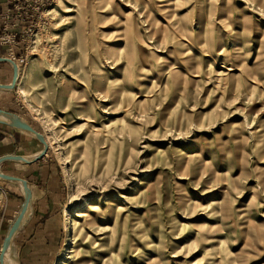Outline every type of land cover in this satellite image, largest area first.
Segmentation results:
<instances>
[{
    "label": "rangeland",
    "instance_id": "rangeland-1",
    "mask_svg": "<svg viewBox=\"0 0 264 264\" xmlns=\"http://www.w3.org/2000/svg\"><path fill=\"white\" fill-rule=\"evenodd\" d=\"M77 1L16 27L0 91L50 143L52 264H264V0Z\"/></svg>",
    "mask_w": 264,
    "mask_h": 264
},
{
    "label": "crops",
    "instance_id": "crops-1",
    "mask_svg": "<svg viewBox=\"0 0 264 264\" xmlns=\"http://www.w3.org/2000/svg\"><path fill=\"white\" fill-rule=\"evenodd\" d=\"M11 7L12 0H0V16ZM25 24L21 23L20 28L21 25L25 26ZM13 30L20 31L19 28H13ZM18 50V48L14 49V47L8 49L5 45L0 44V56L14 57L16 59ZM8 64L7 62H0V82L8 77V73L11 78L12 68L10 64L9 68H7ZM23 134L31 136L17 128L0 124V157L6 154H17L23 157L38 154L42 148L40 142L35 137L31 136L33 139H30L23 136ZM40 146L41 148H39ZM55 167L57 168L56 165ZM0 171L25 179L33 192L31 213L11 241L12 252L17 264H52L56 254V244L61 236L60 215L55 214L60 191L58 172L50 166L45 157L32 163L6 160L0 164ZM6 193L5 207L8 213L4 221L8 223L6 224L8 228L20 208L22 201L21 203H18V201L23 200V194L20 190H16V192L10 190ZM2 240L0 241V247Z\"/></svg>",
    "mask_w": 264,
    "mask_h": 264
},
{
    "label": "water",
    "instance_id": "water-1",
    "mask_svg": "<svg viewBox=\"0 0 264 264\" xmlns=\"http://www.w3.org/2000/svg\"><path fill=\"white\" fill-rule=\"evenodd\" d=\"M0 62H7L11 65V68H12L11 81L7 84L11 89H13L15 87V84H16V81L18 78L19 66L14 59H12L11 57H7V56H0ZM0 113L7 115L10 119V122H4V121L0 120V124H6V125L11 126L13 128H21V129L30 131L35 135V138L42 145L40 152L31 160H27L25 157H23L21 155H17V154H6V155H3L0 157V164L6 160H16V161H22L24 163H32V162H35V161L39 160L40 158H42L46 155V153L48 151V143H47L46 138H45L43 133L36 130L30 123H28L27 121L22 119V117H20L19 115L15 114V113L3 110L2 108H0ZM0 177L3 178L4 180L19 181V182H21V184L24 188V193L22 196L23 200H22V203L20 204L18 214L14 217L12 223L7 228V232H6V234L2 240V243H1L0 264H3L4 254H5L6 250L8 249V247H9V245L13 239V236L20 229V227L22 225L23 216H24V213L27 209L28 204L30 203V205H31V201H32L31 195L32 194H31V190L28 186V183L25 179L18 177V176L5 174L1 171H0Z\"/></svg>",
    "mask_w": 264,
    "mask_h": 264
},
{
    "label": "built area",
    "instance_id": "built-area-1",
    "mask_svg": "<svg viewBox=\"0 0 264 264\" xmlns=\"http://www.w3.org/2000/svg\"><path fill=\"white\" fill-rule=\"evenodd\" d=\"M49 0H12V7L8 8L4 13L1 14V36L0 44L10 46L15 43L16 32L13 28L23 20L34 19V14L39 12ZM19 64L23 62V57L19 58L11 57Z\"/></svg>",
    "mask_w": 264,
    "mask_h": 264
},
{
    "label": "bare ground",
    "instance_id": "bare-ground-1",
    "mask_svg": "<svg viewBox=\"0 0 264 264\" xmlns=\"http://www.w3.org/2000/svg\"><path fill=\"white\" fill-rule=\"evenodd\" d=\"M163 1V0H162ZM225 1V4H226V0H224ZM224 1L222 0V7L225 5L224 4ZM77 3H78V6H81L82 4H81V2H80V0H78L77 1ZM99 15V19L100 20H97V21H101L102 19V14H98ZM104 18V17H103ZM205 20H206V18H205ZM178 22V27H180V25H181V22L178 20L177 21ZM94 23H96V22H94L93 21V24ZM234 29H236V28H234ZM236 32V31H235ZM238 33V32H237ZM238 37V36H237ZM234 43V42H233ZM18 78H19V74H18ZM18 78H17V81H18ZM17 81H16V83H17ZM15 86H16V84H15ZM15 88V87H14ZM8 90H12L9 86H8V84H1L0 83V91H8ZM0 120H2V121H4V122H10V119H9V117L7 116V115H5V114H2V113H0ZM18 130H20L21 132H24V133H26V134H29V135H31L32 137H35V135L32 133V132H30V131H28V130H24V129H21V128H17ZM46 141H47V139H46ZM47 143H48V146L50 145V143H49V141H47ZM39 153V152H38ZM37 155V154H36ZM35 155V156H36ZM35 156H28V157H25L27 160H31V159H33ZM22 162V161H21ZM0 179H3V178H1L0 177ZM7 181H9V182H11V183H13V184H15V185H17L18 186V188H19V190H20V192L23 194L24 193V188H23V186H22V184H21V182H19V181H16V180H7ZM31 194H32V191H31ZM32 196V200H33V194L31 195ZM113 210V209H112ZM30 213H31V205H30V203L28 204V206H27V209H26V211H25V213H24V216H23V220H22V224L25 222V220L27 219V217L30 215ZM12 223V222H11ZM3 264H17V261H16V259L14 258V255H13V252H12V245H11V243H10V245H9V247H8V249L6 250V252H5V254H4V257H3ZM62 264H66L65 262H63Z\"/></svg>",
    "mask_w": 264,
    "mask_h": 264
}]
</instances>
